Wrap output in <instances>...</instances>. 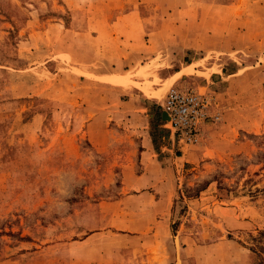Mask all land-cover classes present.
<instances>
[{"label":"rangeland","instance_id":"obj_1","mask_svg":"<svg viewBox=\"0 0 264 264\" xmlns=\"http://www.w3.org/2000/svg\"><path fill=\"white\" fill-rule=\"evenodd\" d=\"M62 1L0 0V264H107L122 245L120 264H152L160 251L163 264H255L264 0H165L141 13L151 17L137 43L121 35L116 45L84 28L91 0L71 12ZM52 8L73 27L55 29L44 50L16 49ZM53 49L56 59L44 58ZM171 86L214 98L220 119L198 144L174 140L159 120Z\"/></svg>","mask_w":264,"mask_h":264},{"label":"crops","instance_id":"obj_2","mask_svg":"<svg viewBox=\"0 0 264 264\" xmlns=\"http://www.w3.org/2000/svg\"><path fill=\"white\" fill-rule=\"evenodd\" d=\"M62 2L63 3L57 2V5L59 7H61V5L63 7L66 6V8L70 9V12L75 10L74 8L78 5L74 3L75 0H63ZM91 4L96 7L94 8L93 11H91L93 12L92 16H90V14H86V18L83 20L84 28H86V30H88L89 28L93 30V33L91 34L92 40L100 42V44H104L105 40H107L109 42H112L115 45L120 40L121 35L124 36L122 43L124 44L125 43H130V44L137 43L138 39H140V35H139L140 29H144V25H146V20H148L151 17V14H149L148 17H146V15L142 16L141 13L145 12L146 10L150 12H155L159 4H162L163 6L167 5L165 0H162V3L158 0H91L90 6ZM169 6H172V5L169 4ZM182 7H185L184 9H187L188 4L183 5ZM174 9L175 8H172V10ZM50 10L52 11V13L49 16H47L48 18H44L41 21L36 20L35 22H33V26L38 27L37 29L33 30L34 32L29 33L28 36L24 38L22 36L17 40L16 44L14 45V46H17L16 49L21 48L23 50L24 48H26V49L31 50L32 47L37 46L38 47L37 49L42 48V50H44L43 46L45 44H49L50 42H53V44H55V42H57V40L59 39L60 32L58 31L59 36L55 35L56 34L55 29L61 30L62 27L64 29H69V28L71 29V27H73L72 25L69 26L68 24H66V22H63L61 18L55 14L57 9L52 8ZM117 10L121 14L113 15L112 13L116 12ZM161 10H169V9L162 8ZM60 21H62L63 25L62 23H60ZM42 23L43 25H39ZM132 32H135V34L132 35ZM2 38L3 36L0 34V40ZM131 38H133V40ZM100 49L104 50L103 47ZM57 51H60V50L55 51V49H53V50H49L46 53L44 51V55H45L44 58L56 59L58 54H55V53ZM32 63L33 62H30V64ZM60 69L61 68L53 69V73L57 74ZM99 72H102V71H99ZM164 116L165 115L163 113V109H161L160 116H159V120L161 123L164 121L163 120ZM93 123H94L93 121L91 122L88 121L87 126L89 127ZM89 138L91 140V137ZM106 138L107 137H103V136H101L100 138L93 137L92 140L94 142L93 143L94 146H96L97 148L102 147L103 145H105V142H107ZM100 149H103V148H100ZM155 153L156 152L153 150L152 152L149 151V154L155 155ZM147 166L149 165L148 164L146 165L144 175L150 170V168ZM157 202H160V200H157ZM99 203L101 204L102 201ZM158 221L162 222L161 218H159ZM120 229H122L123 230L122 233L124 235H127L128 237L135 238L137 236H140L141 235L140 233H142L141 231H135L137 230L135 228L120 227ZM92 234L91 233L88 234L87 236L82 238V240L88 239L89 237L92 236ZM76 241L78 240H75V242ZM122 246H118L117 249L115 248V250H112L110 252L108 257L105 259V262L107 264H120L118 260L119 259L118 253L124 252L126 254L127 252L125 247H124L125 249L121 248ZM167 253H169V251ZM164 256L165 255L162 253V251H160V257H159L160 260L153 262L152 264L165 263ZM99 261L102 262L103 260L102 261L99 260ZM122 262H124V264H130V263H126L125 257L123 258ZM132 264H135V263H132Z\"/></svg>","mask_w":264,"mask_h":264},{"label":"built area","instance_id":"obj_3","mask_svg":"<svg viewBox=\"0 0 264 264\" xmlns=\"http://www.w3.org/2000/svg\"><path fill=\"white\" fill-rule=\"evenodd\" d=\"M215 106L210 94L189 86H171L161 103L173 139L186 145L198 144L205 126L220 119Z\"/></svg>","mask_w":264,"mask_h":264},{"label":"trees","instance_id":"obj_4","mask_svg":"<svg viewBox=\"0 0 264 264\" xmlns=\"http://www.w3.org/2000/svg\"><path fill=\"white\" fill-rule=\"evenodd\" d=\"M255 264H264V228L258 230L257 234L249 236V244L247 245Z\"/></svg>","mask_w":264,"mask_h":264},{"label":"bare ground","instance_id":"obj_5","mask_svg":"<svg viewBox=\"0 0 264 264\" xmlns=\"http://www.w3.org/2000/svg\"><path fill=\"white\" fill-rule=\"evenodd\" d=\"M192 68H186L187 72H189L188 70H191ZM110 79L114 82H118V83H121V84H125L127 82H129V78L127 77H124V76H111ZM139 86V85H138ZM144 88V87H142Z\"/></svg>","mask_w":264,"mask_h":264},{"label":"water","instance_id":"obj_6","mask_svg":"<svg viewBox=\"0 0 264 264\" xmlns=\"http://www.w3.org/2000/svg\"><path fill=\"white\" fill-rule=\"evenodd\" d=\"M163 113H164V118H163V120H165V121H167L168 120V115H167V113L163 110Z\"/></svg>","mask_w":264,"mask_h":264}]
</instances>
